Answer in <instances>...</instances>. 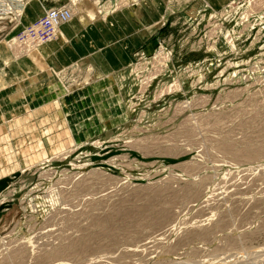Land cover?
I'll return each mask as SVG.
<instances>
[{"label": "rangeland", "instance_id": "374dc122", "mask_svg": "<svg viewBox=\"0 0 264 264\" xmlns=\"http://www.w3.org/2000/svg\"><path fill=\"white\" fill-rule=\"evenodd\" d=\"M44 4L75 20L17 41ZM84 16L128 58L16 92L32 134L0 152V264H264V0H30L0 49L28 58Z\"/></svg>", "mask_w": 264, "mask_h": 264}, {"label": "crops", "instance_id": "0c3cea01", "mask_svg": "<svg viewBox=\"0 0 264 264\" xmlns=\"http://www.w3.org/2000/svg\"><path fill=\"white\" fill-rule=\"evenodd\" d=\"M44 6L46 8L49 7L46 4H44ZM96 21L97 20H91L90 18L88 19L87 16L82 17L79 26L75 27L77 29H74L75 31H73L72 34L65 33L63 41L61 39H56L50 45L40 48L37 52L28 56V58L18 61L11 60L7 52H4L3 48L0 49V137L15 136V140L10 137L11 139L10 141L8 139V142L5 140L1 141L0 138V152L6 145V147L9 148L10 154H12V150L16 149V136L32 134L28 132V130H25L29 127L22 126V124L27 121V118L25 119L24 117H28L26 115L28 108L22 105L23 101L19 98L21 96L16 92L21 93L23 90L26 92L27 89L33 86L36 87L37 85L43 84L44 80L47 79V70L49 68L56 72L65 67L66 64L75 61L76 57L78 59L85 56H88L89 59L91 56H99V58H102L100 60L111 64L106 67L110 71H114L126 62L131 48L124 49L122 54H118L113 51V48H109L114 44L104 46V39L97 36L96 32L91 30L93 25H97L95 24ZM109 33L112 36L114 32ZM81 34H83V36H81ZM116 34L117 33H114V37L117 39L116 42L119 43L126 41L129 37L134 38L135 41V37L138 36L136 30L123 32L120 39L117 38ZM88 40L95 45L98 44L96 48L100 45L103 47H101L98 53L95 52L96 49H93L95 53L89 55L93 50L88 45ZM108 56L111 61L108 59ZM23 95L24 94H22V96ZM31 113H35V115H31L28 119L33 122H36L35 119L37 118L49 119L47 104L36 108L35 111ZM33 122L29 123L32 124ZM1 154L2 153H0V160L2 161L4 159ZM3 165L4 166L1 165L3 169L6 166L10 167V162L6 165L4 163ZM1 178L0 176V180Z\"/></svg>", "mask_w": 264, "mask_h": 264}, {"label": "built area", "instance_id": "2783aa9c", "mask_svg": "<svg viewBox=\"0 0 264 264\" xmlns=\"http://www.w3.org/2000/svg\"><path fill=\"white\" fill-rule=\"evenodd\" d=\"M22 0H0V20H3L5 18H10V15L8 17L2 18V13L4 10L8 11L9 9L16 10L20 7L22 4ZM43 17L39 21L38 25L39 27L34 25L31 29H26V34L20 37L21 35H18L16 38L17 41H26L27 39H31L29 43H26L27 45H32L33 41H39V42H46L51 38V29L52 25L51 23L58 24L59 22L65 21L68 16V9L66 6H59V7H50L44 10ZM12 18V17H11ZM14 20V19H9Z\"/></svg>", "mask_w": 264, "mask_h": 264}, {"label": "bare ground", "instance_id": "6f19581e", "mask_svg": "<svg viewBox=\"0 0 264 264\" xmlns=\"http://www.w3.org/2000/svg\"><path fill=\"white\" fill-rule=\"evenodd\" d=\"M28 1H30V0H22L21 1L22 4L16 10H13V9H9L8 11L4 10L3 13H2V15H4V16H2V17H7L9 15L10 16H14V15L15 16H17V15L19 16L21 14V12L25 9L26 3ZM66 7H67L68 13H69L68 18L65 21L59 22L58 24L51 23L52 30H59V29L67 28L75 20V18L72 17L71 8L68 7V6H66ZM38 27H39V25H38Z\"/></svg>", "mask_w": 264, "mask_h": 264}]
</instances>
